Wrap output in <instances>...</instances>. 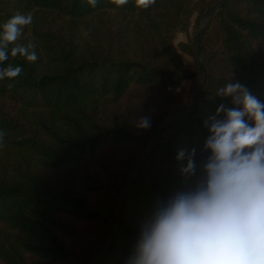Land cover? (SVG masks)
<instances>
[{"label": "trees", "instance_id": "obj_1", "mask_svg": "<svg viewBox=\"0 0 264 264\" xmlns=\"http://www.w3.org/2000/svg\"><path fill=\"white\" fill-rule=\"evenodd\" d=\"M220 0H156L147 9L128 0H0V31L29 13L16 45L35 44L38 59L0 80V264H93L114 230L117 201L130 171L162 121L189 104L199 78L196 36L174 39ZM205 81L196 106L170 123L141 164L121 204L118 230L98 264H127L155 207L203 179L205 121L218 96L240 82L264 102V0H227L202 35ZM192 82L188 99L176 92ZM221 113L219 117L222 118ZM147 117L151 126H137ZM251 123V122H250ZM195 149L196 172L181 174Z\"/></svg>", "mask_w": 264, "mask_h": 264}, {"label": "clouds", "instance_id": "obj_2", "mask_svg": "<svg viewBox=\"0 0 264 264\" xmlns=\"http://www.w3.org/2000/svg\"><path fill=\"white\" fill-rule=\"evenodd\" d=\"M96 7L98 0H87ZM123 6L128 0H111ZM156 0H135L147 9ZM31 13L10 18L0 31V62L23 56L38 57L35 44H16ZM20 66L0 68V80L20 75ZM231 97L235 108L219 105L205 121L209 135L203 150L209 152L205 173L194 189L181 191L159 203L139 231L127 264H264V102L240 82L228 83L216 93ZM222 118H217L220 114ZM251 122V123H250ZM140 128L151 126L141 117ZM5 133L0 131V143ZM195 149L180 150L186 158L182 175L196 172Z\"/></svg>", "mask_w": 264, "mask_h": 264}, {"label": "water", "instance_id": "obj_3", "mask_svg": "<svg viewBox=\"0 0 264 264\" xmlns=\"http://www.w3.org/2000/svg\"><path fill=\"white\" fill-rule=\"evenodd\" d=\"M227 0H220V2L215 3L213 5H211L210 7L207 8L205 15H204V22L201 24L198 33L196 35V45H197V60H198V68H199V78L198 81L196 83V86L193 90V96H192V100L189 104H186L178 109H176L175 111H173L170 115H168L161 123V126L159 128V130L157 131V133L155 134L148 150L145 152V154L142 156V158L136 163V165L134 166L133 170L131 171L128 180L126 182V184L124 185L119 197H118V201H117V217L115 220V224H114V230L112 235L110 236L108 242L106 243L105 247L99 252L98 256L96 257V259L94 260L93 264H98V261L101 259V257L103 256L104 252L106 251V249L109 247L111 241L113 240L114 236L116 235V232L118 230V219L120 217V213H121V204H122V200L123 197L128 189V187L130 186L131 182L133 181V179L136 177V175L138 174L139 168L141 166V164L144 162V160L148 157V155L151 153L152 149L154 148L158 136L159 134L170 124L172 123L175 119H177L179 116H181L184 112L190 111L194 106L197 105L198 100H199V93L200 90L203 86V83L205 81V68H204V49H203V45H202V35L204 32V29L206 28V26L208 25L210 19L212 18V16L214 15V13L220 9L226 2Z\"/></svg>", "mask_w": 264, "mask_h": 264}, {"label": "rangeland", "instance_id": "obj_4", "mask_svg": "<svg viewBox=\"0 0 264 264\" xmlns=\"http://www.w3.org/2000/svg\"><path fill=\"white\" fill-rule=\"evenodd\" d=\"M205 12L206 11H204V13L198 19H197V17H198L197 13H195L193 15L192 19L190 20V23H189V26H188L189 29L187 31H179L176 34V38L174 39V45H175L176 49L182 54L184 62L191 68H194V66H195V59L192 56L184 54L181 51L180 43L181 42H187L189 39H191L192 37L197 35L201 24L204 22ZM197 62H198V60H197ZM191 87H192V82L190 80H186L183 83V85H181L180 87L176 88V92L182 94L185 99H188L189 96H190ZM0 103H2V102H0ZM131 171H130V173H131ZM130 173H129V175H130ZM129 175H128V177H129Z\"/></svg>", "mask_w": 264, "mask_h": 264}]
</instances>
